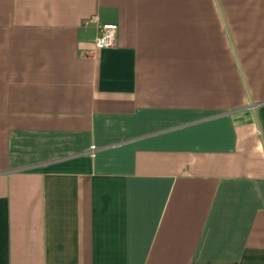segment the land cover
I'll use <instances>...</instances> for the list:
<instances>
[{
	"label": "crops",
	"instance_id": "1",
	"mask_svg": "<svg viewBox=\"0 0 264 264\" xmlns=\"http://www.w3.org/2000/svg\"><path fill=\"white\" fill-rule=\"evenodd\" d=\"M0 264H264V0H0Z\"/></svg>",
	"mask_w": 264,
	"mask_h": 264
},
{
	"label": "built area",
	"instance_id": "2",
	"mask_svg": "<svg viewBox=\"0 0 264 264\" xmlns=\"http://www.w3.org/2000/svg\"><path fill=\"white\" fill-rule=\"evenodd\" d=\"M86 24H94L97 28L98 35L95 39L97 48L100 49H111L117 45V34L119 26L117 23L102 22L98 16H92L86 21ZM97 147L92 145L90 153L91 156H95Z\"/></svg>",
	"mask_w": 264,
	"mask_h": 264
}]
</instances>
